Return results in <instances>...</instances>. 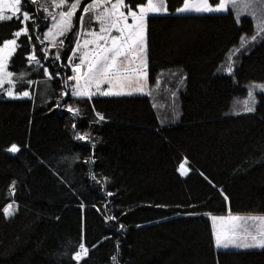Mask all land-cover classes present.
<instances>
[{
	"label": "trees",
	"instance_id": "1",
	"mask_svg": "<svg viewBox=\"0 0 264 264\" xmlns=\"http://www.w3.org/2000/svg\"><path fill=\"white\" fill-rule=\"evenodd\" d=\"M23 3L28 21L0 22V42L29 28L9 70L33 82L15 86L29 97H0V264H264V247L217 251L209 215L264 214V92L253 112L238 99L264 83V38L235 52L256 33L251 15L180 14L181 0H168V13L147 18L151 95L87 98L65 83L75 31L57 57L44 7ZM80 243L89 251L76 261Z\"/></svg>",
	"mask_w": 264,
	"mask_h": 264
},
{
	"label": "snow or ice",
	"instance_id": "2",
	"mask_svg": "<svg viewBox=\"0 0 264 264\" xmlns=\"http://www.w3.org/2000/svg\"><path fill=\"white\" fill-rule=\"evenodd\" d=\"M98 0H92L89 7H85L83 11L87 13L90 7H96ZM29 4L35 5L37 0H28ZM67 0H52L54 5H64ZM80 4V0H75L74 3L70 5L69 11H61L59 13V20L53 24L52 28L56 30L57 34H66L68 31L72 30V17ZM25 5L23 0H0V22L6 20L17 19L21 24L30 19V13L24 10ZM127 8L128 11L124 9ZM249 9H253L251 12V18L256 20V33L251 37L246 38V36L240 37V47L235 49V52H240L241 48H245L250 42L257 41L258 38H264V0H181V6L176 7L174 10L177 13L181 12H197V13H211V12H228L229 10H236V20L240 22L239 12L243 10L248 12ZM257 9L259 15L257 13ZM6 12H10L11 15H6ZM168 0H144V2L137 3L136 7L133 8L130 2L127 0H114L111 3V8H105L103 14H97L94 19L100 22L101 31L107 33L110 29H117L121 34L119 36H107L102 37L99 33L92 32L91 35L95 38L92 41L85 40V45L88 43H94L96 47L91 50V55L88 52L80 57V63H76L73 66V71L78 73L75 76L67 77L65 83L68 80H75L76 83L72 85V95L76 97H87L91 98L94 94L100 95H120L125 92H145L151 95L148 90L147 78H148V64L146 59V31H147V18L149 14H159L168 13ZM22 17V19H21ZM131 17L132 22L129 23L128 19ZM55 19V17L53 18ZM107 22L108 27L105 28L104 24ZM80 23L83 24V16L80 17ZM38 27V25H36ZM52 28H49V34H52ZM29 33V28L27 26H21L18 30L14 31L11 35L14 37H20L22 34L27 35ZM76 35H79L78 33ZM30 39V36L28 37ZM54 39V37H53ZM104 41V42H101ZM61 44L63 41L60 42ZM76 46L79 48V40L76 41ZM140 47V51L144 53V58L139 60V66L135 70L138 73L139 79L134 86H130L127 83V78L122 75V72H127V69L122 68V57H125L127 51H131L133 56L136 55L135 47ZM19 47L16 39H5L0 42V85L8 83L12 85L6 89L7 95L9 97H29L31 92L25 88L22 91H15V86L17 83L20 84H32L33 82L27 80L26 74L19 73L15 74L18 79H14V73L8 70L9 59L15 52L16 48ZM33 51L31 54V59L28 60L29 64L35 63L37 69L39 68L41 61L35 55V46H32ZM75 54V50H73ZM235 54V53H233ZM59 57V52L56 53ZM47 59V57H45ZM69 64L73 63L71 56L68 57ZM87 66L86 73H81L82 66ZM47 72V69H44ZM226 71L233 72V63L229 57V66ZM51 75V73H49ZM57 76L60 75L59 72L56 73ZM159 78L156 83L159 84ZM107 83L108 87L102 89V85ZM93 87L95 88V93L93 92ZM260 89L264 92V83L257 84L252 82L248 87V96L243 101L245 107L243 111L253 112L255 111L256 103V89ZM68 93H64L67 95ZM175 96V92L172 93ZM251 104V106H249ZM73 116L79 115V107H73L70 104L65 105ZM94 107V105H93ZM178 115V114H177ZM96 116L99 120H104L106 117L101 112H96ZM75 129V124L72 125ZM76 138L90 140L88 133H75ZM93 148L95 147V142L91 141ZM18 145L12 144L11 151H17ZM187 160V157L184 158ZM180 170L187 174L184 165H180ZM94 175V174H93ZM108 178L105 177V180ZM15 181L10 186L15 191L14 188ZM222 191V189H221ZM111 195V193H109ZM14 203H9L3 208V214L6 216H12L15 212ZM211 215V214H209ZM108 219H116L115 217H108ZM212 219L215 221L217 219H222L213 216ZM123 228V225H120ZM249 240L251 242H249ZM215 245L220 248H229V246L247 248L251 246L264 247V232H259L256 235L248 234L243 239H240L235 232L231 230L216 229L215 230ZM95 247V245H93ZM79 250L73 253L76 261H80L83 257L88 255L89 249L84 243L78 245ZM116 257H113L115 260Z\"/></svg>",
	"mask_w": 264,
	"mask_h": 264
},
{
	"label": "rangeland",
	"instance_id": "3",
	"mask_svg": "<svg viewBox=\"0 0 264 264\" xmlns=\"http://www.w3.org/2000/svg\"><path fill=\"white\" fill-rule=\"evenodd\" d=\"M38 3L40 5H42L47 13V24L46 27L44 29V42L46 43V46L48 49H54L57 52L59 48H63L64 46V37L70 32L68 31L66 34H57L56 30L54 28H52L53 24L56 23V21L59 20V13L61 11H69L70 10V5L72 3L75 2V0H67V3L64 5H54L52 4V0H37ZM85 2V3H84ZM114 2V0H98L97 2V6L96 7H90L89 11L87 13H85L83 11V9L85 7H89V5L92 3V0H80V4L78 5L73 17H72V30L71 31H75V35L78 33L79 35H76L75 38V44L74 47L70 53L69 56L72 57L73 59V63L69 64V66L71 67V69H73L74 64L76 63H80V57L84 54V52H88L89 55H91V50H93L96 45L94 43H88L87 45H85V40L88 41H92L95 38L91 35L92 32H96L99 33L100 36L102 37H107V36H119L121 35L117 29L113 28L110 29L109 32L105 33L103 31H101L100 28V22L96 21L94 19V17L97 14H103L105 8H111V3ZM125 11H128L127 8L124 9ZM253 9H249V11L246 13L243 10H241L239 12L240 18L244 15V14H251ZM235 12L236 14V10H232ZM182 13H190V12H181ZM257 13L259 15L258 9H257ZM159 14H165V13H159ZM6 15H11L10 12H6ZM149 15H153V14H149ZM83 16V24L81 25L80 23V17ZM55 17V19H53ZM253 19V18H252ZM254 24H255V30H256V20L253 19ZM128 22L131 23V17H129ZM25 23V22H24ZM25 26V25H24ZM104 27L107 28V22L105 21ZM49 28H52V34H49ZM54 37V39H53ZM14 39L17 40V44H18V37H13ZM10 38V39H13ZM79 40V48H77L76 46V41ZM63 41V43L61 44L60 42ZM104 42V41H101ZM146 45L148 47V41H147V31H146ZM135 47V52L136 55L133 56L131 51H127V54L125 57H122V68L123 69H127V72H122V75H125L127 78V83L130 86H134L135 83L137 82V80L139 79L138 73L135 71L138 66H139V60L144 58V53H142L140 51V47L138 46H134ZM146 47V59L148 61V50ZM17 49V48H16ZM73 50H75V54H73ZM16 51V50H15ZM15 53V52H14ZM13 53V54H14ZM12 57V56H11ZM10 57V59H11ZM9 59V62H10ZM69 63V62H68ZM8 70H9V64H8ZM10 71V70H9ZM87 71V66L86 63L85 65L82 66L81 69V73L79 74H83L86 73ZM229 73V72H228ZM78 73H75L72 70V76L77 75ZM71 81V86L74 85L76 83L75 80H69ZM147 85H148V90H151V82H150V76L148 73V78H147ZM12 85L8 84L7 82L4 83L3 85H0V97L1 96H5L8 98H22V97H9L7 95L6 89L11 87ZM108 87L107 83H105L104 85H102V91L104 89H106ZM72 89V87H71ZM15 90V89H14ZM261 90L257 88V91L255 92L256 94V101H257V93L260 92ZM93 92L95 93V88L93 87ZM148 94V91L145 92H131L129 94V92H125L123 94L120 95H102V96H123V95H146ZM94 95H100V94H94ZM248 94L245 97L242 98H238L240 101H244L247 98ZM239 101L236 102V104ZM242 108L245 107L244 103H242ZM251 106V104L249 105ZM184 165V169L187 173V166L186 163L183 162L182 163ZM182 172V171H181ZM184 173V172H182ZM218 217V218H222V219H217V220H213L212 217ZM210 219H211V226H212V231H213V238H214V244H215V230L216 229H224V230H231L233 232H235V234L240 238L243 239L246 235L251 234V235H256L259 232H264V214L262 213H232V212H227L225 214H211L210 215ZM249 242H251L249 240ZM216 250H222L225 249L223 247L218 248L215 245ZM255 248H262L259 246H251V247H247V248H242V247H235V246H229V248L226 249H255Z\"/></svg>",
	"mask_w": 264,
	"mask_h": 264
}]
</instances>
